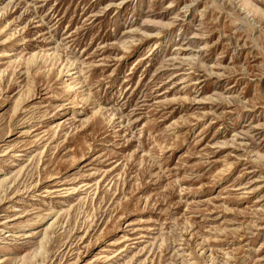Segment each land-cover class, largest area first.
I'll return each instance as SVG.
<instances>
[{"label":"rangeland","instance_id":"rangeland-1","mask_svg":"<svg viewBox=\"0 0 264 264\" xmlns=\"http://www.w3.org/2000/svg\"><path fill=\"white\" fill-rule=\"evenodd\" d=\"M0 264H264V0H0Z\"/></svg>","mask_w":264,"mask_h":264},{"label":"bare ground","instance_id":"bare-ground-1","mask_svg":"<svg viewBox=\"0 0 264 264\" xmlns=\"http://www.w3.org/2000/svg\"><path fill=\"white\" fill-rule=\"evenodd\" d=\"M69 86V85H68ZM70 87V86H69ZM53 223V222H52ZM50 225V224H49Z\"/></svg>","mask_w":264,"mask_h":264}]
</instances>
